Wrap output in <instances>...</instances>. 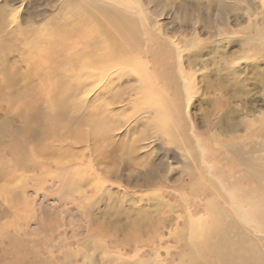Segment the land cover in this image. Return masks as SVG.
<instances>
[{
	"label": "rangeland",
	"instance_id": "rangeland-1",
	"mask_svg": "<svg viewBox=\"0 0 264 264\" xmlns=\"http://www.w3.org/2000/svg\"><path fill=\"white\" fill-rule=\"evenodd\" d=\"M207 2L138 0L157 23L152 34L182 42L199 37L195 45L180 47L183 68L194 70L189 97L168 93L172 85L162 90L156 80L157 99L164 103L161 122L153 111L145 113L143 101L135 100L131 77L123 84L124 78L114 76L113 87L122 83L121 88L98 95L71 93L76 87L71 82L57 134H39L26 146L24 167L7 179L0 176V182L12 184L0 190V264L217 263V255L195 243L202 225L212 228L206 237L214 241L217 227L211 226L205 204L208 198L220 200L211 178L200 170L198 146L212 169L221 168L226 176L240 173L225 145L239 142L234 135L246 134L245 114L264 112V2L240 0V12L228 13L225 25L217 19V2ZM62 3L0 0V8L12 4L17 25L27 30L49 20L61 23ZM27 9L32 26L22 19ZM182 12L191 15L184 19ZM221 28L235 31L232 43L219 38ZM166 62L160 59L155 71L174 73ZM206 75L208 82L201 78ZM38 106L31 123L43 132L54 122L49 116L53 110L44 99ZM3 113L0 107V123ZM111 123L117 124L114 130L107 127ZM11 126L15 132L20 121L11 119ZM197 178H203L198 186ZM245 233L236 238L248 245ZM254 241V249L262 244ZM241 256L247 258L245 264L254 261L246 252ZM254 264H264V255Z\"/></svg>",
	"mask_w": 264,
	"mask_h": 264
},
{
	"label": "bare ground",
	"instance_id": "bare-ground-1",
	"mask_svg": "<svg viewBox=\"0 0 264 264\" xmlns=\"http://www.w3.org/2000/svg\"><path fill=\"white\" fill-rule=\"evenodd\" d=\"M135 1L136 4L132 5L127 0H65L63 6H59L62 9L59 15L62 17L61 23L49 20L45 25L27 30L17 25V11L10 8L12 4L10 9L1 6L0 107L6 110L3 113L4 120L0 123L1 179H7L15 169L24 167L28 161L26 146L36 140L39 134H57L55 130L60 128V117L72 89V81L76 82V87L71 93L78 96L89 93L98 95V92L116 93L121 85L129 83L127 78L131 77L135 100L143 101L147 108L145 113L153 111L160 122L164 103L157 99L160 92L156 80L161 83L162 90L172 85L167 92L174 96L181 94L189 97L193 92L190 84L194 70L186 71L183 68L180 47L181 44L189 46L195 43L199 37L193 36L182 42L179 37L152 34L157 23L148 17L138 0ZM211 1L217 2L216 16L221 25H225L228 13H239L241 10L236 5L240 0H208V6L212 4ZM182 13L184 19L191 15ZM32 17V12L27 9L22 19L32 26ZM234 34L235 31L225 28L218 32L219 38L224 41L229 39V43L234 40ZM158 42L159 46L153 47ZM163 48L166 51H156ZM160 59L167 61L168 69L171 68L174 73L165 69L155 71ZM190 61L187 63L191 70ZM117 75L124 78L125 82L113 87V77ZM210 75L201 78L208 82ZM109 85L111 89L105 90ZM219 85L214 89L218 90ZM41 99L52 108L49 116L52 115L54 122L46 131L38 132L31 122L36 113L33 108L39 107ZM150 99L153 100L151 105ZM112 103L114 101L109 104ZM243 118H246V134L234 135L231 138L239 142L225 145L241 167L240 173H235L236 176H226L227 173L224 174L221 168L213 170L204 160L205 151L198 146L202 164L200 170L211 178V183H214L212 189L220 196L221 203L220 200L208 198L205 204L211 226L217 227L214 241L206 237V234H212V228L202 225L198 229L201 237L195 243L199 248L207 247V251L217 255L219 260L216 264H245L247 258L241 256L242 252L253 257L251 264L264 255V132H257L258 129L264 131V112L257 115L248 112ZM11 119L20 121V127L15 132L11 128ZM107 127L114 130L117 124H107ZM202 181L203 178H197L196 186ZM18 184L15 183V186ZM11 185L0 182V190ZM224 195L226 198L222 197ZM183 199L187 204L188 198ZM186 213L190 219L192 211L189 207ZM232 228L235 231H231ZM245 232H249V235ZM241 233L248 236V245L243 243L244 238H236ZM201 239L204 241L200 242ZM252 240L257 243L262 241V244L259 243L254 249Z\"/></svg>",
	"mask_w": 264,
	"mask_h": 264
}]
</instances>
